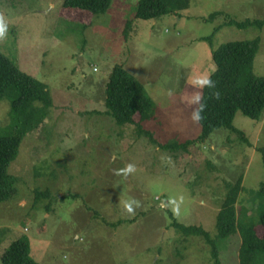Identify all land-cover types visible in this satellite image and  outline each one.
<instances>
[{
    "label": "rangeland",
    "instance_id": "374dc122",
    "mask_svg": "<svg viewBox=\"0 0 264 264\" xmlns=\"http://www.w3.org/2000/svg\"><path fill=\"white\" fill-rule=\"evenodd\" d=\"M138 2L112 0L93 14L63 0H0V51L44 82L53 99L9 165L18 180L0 202V264L23 234L37 264H214L205 238L176 222L216 238L228 185L240 177L239 220L264 212V112L258 121L236 114L245 139L220 128L186 149L162 146L202 132L196 110L221 44L260 36L253 68L264 76V25L227 24L264 20V0H191L180 16L148 20L135 17ZM117 64L157 105V117L143 124L154 140L104 112ZM9 106L0 102V128ZM241 240L240 233L218 240L220 264H240Z\"/></svg>",
    "mask_w": 264,
    "mask_h": 264
},
{
    "label": "trees",
    "instance_id": "16d2710c",
    "mask_svg": "<svg viewBox=\"0 0 264 264\" xmlns=\"http://www.w3.org/2000/svg\"><path fill=\"white\" fill-rule=\"evenodd\" d=\"M111 2L112 0H63V5L100 14L110 8ZM190 2L191 0H139L135 17L148 20L168 14L180 16L181 12L189 8ZM221 14L222 12L217 11L205 20H213ZM130 24L128 21L127 28ZM227 24L239 28L262 26L264 20L247 19L237 22L229 18ZM212 36L213 34L204 39L209 41ZM259 45L260 36L251 40L229 41L213 50L216 69L206 80L210 85L204 83L202 87L196 110L202 132L195 139L162 144L163 147L186 149L197 141L206 140L213 131L220 128H228L241 139H245L244 132L234 125L236 114L241 112L244 116L258 121L264 112V76L256 75L253 68ZM105 95L104 112L112 117L116 124L136 125L140 135L145 133L154 138L150 130L143 129V124L157 117V105L145 85L124 65L117 64L112 69L105 86ZM4 99L8 100L10 106L9 122L0 128V202L6 201L15 193L18 178L9 173V165L17 158L23 138L42 124L53 105L47 85L22 71L0 51V102ZM259 151L264 165V147L259 148ZM242 181L243 177H240L236 184L228 185L229 190L216 218V238L202 227L185 226L176 222L179 230L205 238L211 247L214 264H220L218 240L236 233H240L242 239L239 250L240 264H264V212L258 213L257 219L254 220L238 218L236 202L243 187ZM258 196L264 198V179ZM91 210L95 216H101L100 212L92 208ZM30 252L29 237L23 234L9 243L2 253L1 260L3 264H37Z\"/></svg>",
    "mask_w": 264,
    "mask_h": 264
},
{
    "label": "clouds",
    "instance_id": "9594fccd",
    "mask_svg": "<svg viewBox=\"0 0 264 264\" xmlns=\"http://www.w3.org/2000/svg\"><path fill=\"white\" fill-rule=\"evenodd\" d=\"M205 83H208L210 85V82L209 81H206Z\"/></svg>",
    "mask_w": 264,
    "mask_h": 264
}]
</instances>
